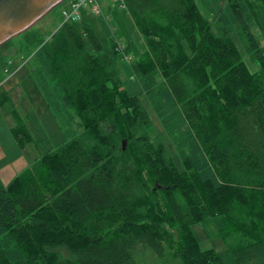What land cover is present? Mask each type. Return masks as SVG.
Wrapping results in <instances>:
<instances>
[{"label":"trees","instance_id":"1","mask_svg":"<svg viewBox=\"0 0 264 264\" xmlns=\"http://www.w3.org/2000/svg\"><path fill=\"white\" fill-rule=\"evenodd\" d=\"M124 2L143 37L132 71L161 129L181 132L177 155L88 11L47 37L27 30L18 53L66 141L0 179V264H264V0H229L248 61L196 0ZM195 225L226 248L204 249Z\"/></svg>","mask_w":264,"mask_h":264},{"label":"rangeland","instance_id":"2","mask_svg":"<svg viewBox=\"0 0 264 264\" xmlns=\"http://www.w3.org/2000/svg\"><path fill=\"white\" fill-rule=\"evenodd\" d=\"M70 2L71 0H66L55 7L41 21L33 26L32 30L40 32L44 37L52 35L62 21V10L66 9ZM196 2L204 17L210 20L221 18L238 47L242 50L246 61H248L249 59L238 39L239 24L237 23L234 11L229 5V0H196ZM108 4H103L104 12L101 15L92 13L90 8L88 13L99 29L101 40L107 44L114 38L119 47L122 48L120 78L124 87L130 95L140 97L154 122V137L162 140L169 149L170 154L176 157V139L181 136V132L178 131L176 135L170 136L161 129L162 127L158 116L132 71V64L140 58L143 52V37L136 28L128 10L121 8L120 3L113 2L112 0H108ZM84 19L85 17L83 16L77 25H83L85 23ZM18 38L15 37L0 47V68L8 67L12 74V76L8 77L1 90L6 89L10 93V99L0 106V140L5 145H7V139L9 141L11 140L13 144H18L11 134V128L14 125L16 127L19 125L18 118L20 114L35 139L34 142L27 143L28 145L25 146V148H29L28 156L35 161L63 145L66 137L59 121L47 106L33 77L31 67L28 65L21 66L22 62L19 59L20 55L17 48L10 45L15 40H18ZM10 62L11 64H9ZM3 132L6 133L7 139L3 136ZM17 146L21 148L19 145ZM9 156L13 158L16 154L10 150ZM176 163L181 169V161L176 159ZM193 232L204 249H215L220 252L226 248L223 238L208 239L201 225H195ZM149 264L156 263L152 259L149 261Z\"/></svg>","mask_w":264,"mask_h":264},{"label":"water","instance_id":"3","mask_svg":"<svg viewBox=\"0 0 264 264\" xmlns=\"http://www.w3.org/2000/svg\"><path fill=\"white\" fill-rule=\"evenodd\" d=\"M66 0H0V47L35 26Z\"/></svg>","mask_w":264,"mask_h":264},{"label":"crops","instance_id":"4","mask_svg":"<svg viewBox=\"0 0 264 264\" xmlns=\"http://www.w3.org/2000/svg\"><path fill=\"white\" fill-rule=\"evenodd\" d=\"M71 2H72V0H71ZM71 2L69 3V6L66 9L62 10V21L56 27L57 29L63 24V12L70 8ZM101 2H103V3L101 4ZM100 4H101L102 8H103V4L109 5L108 0H100ZM103 11H104V9H103ZM12 43L13 44H10V45L17 48V46L21 43V39L15 40V42H12ZM19 59H21V58H19ZM28 66L31 67L30 64H28ZM5 68L6 67L2 68L3 69L2 70L3 71V73H2L3 74V80H6L8 78V77H6V74L4 73ZM31 71H32L33 77L36 80V77L34 76L32 67H31ZM36 83H37L39 89H41L37 80H36ZM2 93L6 96V98L8 97V100L10 99V93L6 89H4L2 91ZM19 117L22 119L20 114H19ZM15 128H16V125H14L11 128V134H12V136L16 142L17 138H16L15 133H14ZM3 136L7 139V135L5 132H3ZM17 145H19V144H17ZM17 145L13 144L12 141L11 140L9 141L8 139H7V145H5V143L0 140V179L5 186H7L17 175H19L21 172H23L25 169H27L34 162L33 159H30V157L28 156L29 155V153H28L29 148H25V147L19 148ZM26 145H28V144H26ZM10 150H12L16 154V156H14L13 158H10V156H9Z\"/></svg>","mask_w":264,"mask_h":264},{"label":"built area","instance_id":"5","mask_svg":"<svg viewBox=\"0 0 264 264\" xmlns=\"http://www.w3.org/2000/svg\"><path fill=\"white\" fill-rule=\"evenodd\" d=\"M112 1L120 3L121 8L127 10L124 0H112ZM89 8L91 9L92 13L97 15H101L104 12L100 4V0H72L70 8L63 12V24L80 22L82 20L84 12L88 11ZM119 50L123 53L121 47H119ZM21 62H22L21 66L27 64V60L24 57L21 58ZM9 64H11V62ZM4 73L6 74V77L12 76L8 67L4 69ZM7 79L2 80V82H0V100L2 96L1 90L4 87V83L7 81Z\"/></svg>","mask_w":264,"mask_h":264}]
</instances>
